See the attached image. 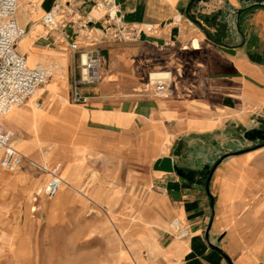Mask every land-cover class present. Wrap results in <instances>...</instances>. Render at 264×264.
<instances>
[{
	"label": "crops",
	"instance_id": "1",
	"mask_svg": "<svg viewBox=\"0 0 264 264\" xmlns=\"http://www.w3.org/2000/svg\"><path fill=\"white\" fill-rule=\"evenodd\" d=\"M96 1L106 4L29 0L27 10L19 2L26 32L16 50L30 67L56 68L1 119L24 157L17 170L0 168L4 246L13 203L26 204L47 174L62 187L38 209L59 230L57 247L83 264H264V144L238 140L243 131L264 132L263 4ZM67 10L86 26L65 22ZM119 19L136 27L133 38L108 34ZM72 42L107 55L97 81L80 86L82 104L69 99L79 64ZM152 71L170 75L163 97L147 87ZM203 166L207 187L200 174L185 177Z\"/></svg>",
	"mask_w": 264,
	"mask_h": 264
},
{
	"label": "built area",
	"instance_id": "2",
	"mask_svg": "<svg viewBox=\"0 0 264 264\" xmlns=\"http://www.w3.org/2000/svg\"><path fill=\"white\" fill-rule=\"evenodd\" d=\"M21 0H0V168L12 171L23 161L24 157L12 145L13 133L6 130L1 122L2 117L14 106H20L32 96L37 89L45 84L55 65L52 63L27 65L25 57L15 50L17 43L25 35V29L17 21V9ZM106 2H94L95 6H105ZM58 8L54 7L45 14L44 21L47 24L53 22V17ZM64 21L77 26H86V22H80V16L70 10L64 14ZM81 24H80V23ZM119 26H107L109 35L118 39L133 38L136 27L126 25L118 20ZM72 53L78 55V77L73 84L69 99L72 103H86L87 96L83 95L79 88L81 85L93 84L98 79L102 59L97 49L80 50L77 43L68 44ZM170 75L161 72L158 75L147 76V87L151 88L153 95L163 97L169 90ZM62 187V181L55 175H51L45 183L44 192L52 196Z\"/></svg>",
	"mask_w": 264,
	"mask_h": 264
},
{
	"label": "rangeland",
	"instance_id": "3",
	"mask_svg": "<svg viewBox=\"0 0 264 264\" xmlns=\"http://www.w3.org/2000/svg\"><path fill=\"white\" fill-rule=\"evenodd\" d=\"M26 3L28 5L27 10L34 8V6L29 5V0H26ZM19 9L20 6L17 10L19 11ZM93 31L97 30L93 29ZM99 56L102 58L101 68L105 71L107 68V55L99 53ZM15 174L16 171L10 173V175ZM42 176H44V179L38 178L39 182L34 193L25 195L26 204L17 202L12 205L10 219L11 243L4 246L3 233L1 232L0 264H83L85 262L84 258L70 257L66 251L63 252L57 247L58 243L55 237L59 230L51 225L52 219L47 211L40 210L37 206L40 198H43L44 201L49 200L48 196L43 194L48 175L43 174ZM38 190L39 192L36 193ZM0 228L3 229V227Z\"/></svg>",
	"mask_w": 264,
	"mask_h": 264
},
{
	"label": "water",
	"instance_id": "4",
	"mask_svg": "<svg viewBox=\"0 0 264 264\" xmlns=\"http://www.w3.org/2000/svg\"><path fill=\"white\" fill-rule=\"evenodd\" d=\"M238 2L241 4V5H252V4H259V5H262L264 6V0H238ZM248 139V140H260L261 143L259 145H262L264 144V132L260 129H251L249 131H243L242 133H239L238 134V140H241V139ZM247 149H242V150H238V151H234L233 153H237V152H242V151H245ZM198 168V167H197ZM195 168V169H191V170H188L185 177L187 179H192V177L195 175V174H200L201 177L204 179L205 181V185L207 187V184H208V180H209V177H210V169L207 168V166H203L201 168Z\"/></svg>",
	"mask_w": 264,
	"mask_h": 264
},
{
	"label": "bare ground",
	"instance_id": "5",
	"mask_svg": "<svg viewBox=\"0 0 264 264\" xmlns=\"http://www.w3.org/2000/svg\"><path fill=\"white\" fill-rule=\"evenodd\" d=\"M70 29V28H69ZM68 29V30H69ZM66 31V30H65ZM67 33V32H66ZM65 33V34H66ZM24 37H25V35L20 39V41H19V43H21L23 40H24ZM193 46L194 47H196L198 44H197V42L196 41H193ZM15 50H16V48H15ZM17 51V50H16ZM27 64H30L31 63V60H30V58H27ZM162 71H152L151 72V74L152 75H158L159 73H161ZM36 93V92H35ZM35 93L33 94V95H35ZM32 95V96H33ZM50 97V96H49ZM34 98H36V97H34ZM49 100V99H48ZM47 104V103H46ZM48 106V105H47ZM15 107H19V106H14V107H12V108H10L9 109V111L2 117V120H3V118L4 117H7V116H9L10 114H11V112H12V110H14V109H16ZM34 109H36V110H40V112H42V110L40 109V108H34ZM49 109V108H48ZM38 142V141H37ZM15 145V144H14ZM17 145H15V147H16ZM40 148V147H39ZM38 148V149H39ZM57 148V147H56ZM41 154H42V157H43V159L44 160H46L48 157H50L51 156V146H50V144L46 147V149H41ZM41 160V159H40ZM53 160V159H52ZM48 161V160H47ZM44 162V161H43ZM47 164V163H46ZM51 164V163H50ZM42 166L44 167V168H46V169H48V166L47 165H45L44 163L42 164ZM16 169V168H15ZM14 169V170H15ZM39 192V190L36 192V193H38ZM34 210V208L32 209V211Z\"/></svg>",
	"mask_w": 264,
	"mask_h": 264
}]
</instances>
